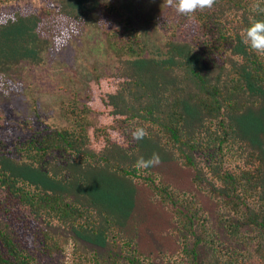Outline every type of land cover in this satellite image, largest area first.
I'll return each mask as SVG.
<instances>
[{"label":"trees","instance_id":"1","mask_svg":"<svg viewBox=\"0 0 264 264\" xmlns=\"http://www.w3.org/2000/svg\"><path fill=\"white\" fill-rule=\"evenodd\" d=\"M140 2L57 0L61 16L102 32L118 67L87 82L102 92L82 106L73 99L68 126L33 130L8 150L0 142V190L36 222L46 247L62 235L89 244L93 264H205L209 251L233 264L249 248L264 264V57L241 38L264 19L252 10L264 0H217L193 17L167 0ZM147 6L154 32L170 30L161 41L141 24ZM164 7L159 18L177 17L165 28L155 18ZM106 10L119 20L109 29ZM41 22L33 12L0 16V73L43 63ZM136 127L148 137L134 140ZM153 153L159 166L135 167ZM17 239L0 223V264H35Z\"/></svg>","mask_w":264,"mask_h":264},{"label":"rangeland","instance_id":"2","mask_svg":"<svg viewBox=\"0 0 264 264\" xmlns=\"http://www.w3.org/2000/svg\"><path fill=\"white\" fill-rule=\"evenodd\" d=\"M125 5L141 4L140 0H109ZM132 4V5H133ZM131 14H137L134 7ZM33 12L42 18L38 32L42 38L49 41V48L43 53V63L33 65L21 63L8 74L0 73V142L13 145L16 141L28 139L33 130H44L53 127H66L69 105L73 99L78 100V106L101 93L103 86L93 81L88 83L97 74L106 75L116 72L117 58L106 48L105 37L95 25L82 26L61 16L57 11V0H0V16L13 15L16 12ZM108 12V13H107ZM149 6L139 13L141 24L154 39L161 41L170 30L164 29L154 32L153 21L149 20ZM164 9L157 14L156 20ZM138 15V16H139ZM176 15L170 11L167 16L160 17V25L165 28L171 22L176 23ZM101 19L107 24L108 29L119 20L109 11L101 13ZM145 21L149 22L146 23ZM165 22V23H164ZM118 24V23H117ZM195 28L190 25L184 37L195 38ZM104 84V83H102ZM101 84V85H102ZM92 120L97 124H105L101 116L92 115ZM4 145V146H5ZM4 149L0 147V150ZM183 174V173H181ZM188 174L177 184L188 183ZM202 207L208 211L212 208L208 198L200 197ZM160 215H165L162 211ZM0 223L8 226L21 240L25 248L35 255V264H93L94 248L80 242L66 240L62 235L57 242L58 247H53L55 242H49L46 247L44 239L37 237V224L17 206H10L5 192L0 190ZM9 231V229H8ZM52 247V249H46ZM245 257L238 260L234 257L233 264H260L256 252L249 248ZM235 253L227 254L228 257ZM209 259L205 264H230L226 258L215 259V252L205 253ZM176 264H187L185 259Z\"/></svg>","mask_w":264,"mask_h":264},{"label":"clouds","instance_id":"3","mask_svg":"<svg viewBox=\"0 0 264 264\" xmlns=\"http://www.w3.org/2000/svg\"><path fill=\"white\" fill-rule=\"evenodd\" d=\"M217 0H167L170 7L186 17H193L198 11L211 9L215 6ZM253 12L264 14V6L257 2L252 5ZM242 43L247 46L256 55L264 57V19H253L247 28L241 32ZM134 140L140 141L148 137L149 133L145 127H136L131 132ZM161 157L158 153H153L149 158L140 156L135 167L141 170H147L159 166Z\"/></svg>","mask_w":264,"mask_h":264}]
</instances>
